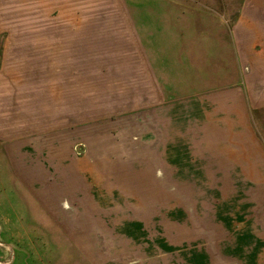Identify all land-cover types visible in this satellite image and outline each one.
Masks as SVG:
<instances>
[{
	"label": "crops",
	"instance_id": "1",
	"mask_svg": "<svg viewBox=\"0 0 264 264\" xmlns=\"http://www.w3.org/2000/svg\"><path fill=\"white\" fill-rule=\"evenodd\" d=\"M11 1L0 0L6 4L0 9V33H7L0 52V233L4 229L9 235V228H22L21 212L37 213L40 227L49 235L56 234L63 248L73 246L77 252L68 253L66 258L74 264L83 263L91 256L79 245L83 241L78 229L84 228V234L92 239L93 227H98L101 237L108 240L104 227H109V212L124 211L126 196L139 195L142 179H125V165L110 164V157L102 155L93 139L90 143H73L70 132H52L48 140L42 137L46 135L41 132L43 120L59 121L62 100L73 104L76 99L62 94L60 83L51 79L58 71L49 59L42 63L40 54L59 58L67 53L64 66L75 71L77 56L82 53H77L71 39L62 38L60 33L40 39L46 18L10 14ZM165 2L147 5L160 7L162 3L177 11L175 16L166 11L164 24L146 15L131 21L138 52L141 54V48L148 51V73L161 88L160 94L153 90L147 97L153 105L149 114V150L153 155L149 154V161L154 164L155 177L164 175L165 179H146L153 181L149 183L150 194H156L157 180L203 181L200 194L211 192L214 199L213 224L218 221L219 227L223 224L228 229V239H218L219 244H229L219 256L225 261L234 260L231 264H264V138L254 126L255 86L247 77L257 31L252 8L255 2L258 7L263 3ZM176 2L181 3L180 7L172 4ZM236 7H240L239 12L234 10ZM148 13L158 14L155 10ZM259 19L262 24L263 18ZM69 32L73 33L72 28ZM205 39L210 41L205 43ZM206 56L214 63L206 67L202 77L199 71ZM62 109L69 119H75L76 108L67 112L65 107ZM87 132L94 134L92 128ZM79 147L84 148L82 156L76 153ZM105 147H100L101 151ZM95 150L99 153L94 154ZM156 152L161 153L159 158ZM237 221L243 224L238 226ZM21 228L11 233L7 242L0 239V245L8 250L4 256L7 264L15 260V244L23 242L32 246V259L40 260L38 250L25 241ZM214 259L217 264H226ZM180 260L181 264H211L203 253L186 254Z\"/></svg>",
	"mask_w": 264,
	"mask_h": 264
},
{
	"label": "rangeland",
	"instance_id": "2",
	"mask_svg": "<svg viewBox=\"0 0 264 264\" xmlns=\"http://www.w3.org/2000/svg\"><path fill=\"white\" fill-rule=\"evenodd\" d=\"M152 1L164 3L171 0L11 1L10 14H26L27 17L35 14L46 18L45 26L42 27L44 31H40V39L58 36L60 33L59 36L62 38L71 39L77 53H82L77 56L75 71L64 66L65 59L68 58L67 53L59 58L56 55L40 54L42 63L45 59H49L52 63L51 67L55 66L52 68L58 71L51 79L54 78V81L60 83L62 94H70L76 99L73 104L62 100L59 121L43 120L44 127L41 128V132L46 135L42 137L48 140L51 137L48 134L52 132L61 134L70 132L71 140H75L73 143H90L93 139V145H97L102 155L110 157L108 159L110 164L116 162L120 166L125 165V179H142L139 181V195L126 196L125 210L109 212V227H104L107 234L103 232L108 240L101 237L98 227H93L92 239L84 234V228L78 229V236L83 241L79 245L83 246V250L86 249L91 256V260L78 264H181L180 259L184 255L199 253L208 255L211 264L216 263L214 258L225 261L218 253L224 251L229 244H219L218 239L223 236L228 239V229L223 224L219 227L218 221L213 224L214 199L211 192L210 195L205 196L200 194L203 181L157 180L156 194L151 195L149 183L153 181L146 180L165 179L164 175L162 178L155 177L154 164L149 161V154L153 155L149 150L151 125L149 114L153 105L147 97L152 95L153 90L160 94L161 88L148 73L150 60L148 51L144 52L141 48L142 55L138 52L131 21L134 18L141 20V16L146 15V18L152 19L153 22L164 24L166 19H163V14L166 11L173 13L174 16L178 15L174 8L170 9L162 3L158 4L160 7L149 8L147 5ZM235 1L239 3L241 0ZM259 1L263 3L262 7L255 5V2L252 8L254 19H257L255 24L257 31L252 41L253 61L250 63L252 69L247 73V77L255 86L252 111L254 126L264 138V103H262L264 89L261 88L264 80V62H262L264 40L257 39L259 36L264 37V25H262L264 0ZM172 4L178 7L181 5L180 2ZM5 5V2H1L0 9ZM23 6L27 9L26 13ZM154 10L158 13H154L157 15L156 19L154 15L148 13ZM234 10L239 12L240 7ZM259 18H263L262 24ZM71 28L73 33L69 32ZM6 34L0 33V52ZM209 41L205 39V43ZM81 58L84 60L82 63H80ZM206 58L199 71L202 77L207 68H211L214 63L209 56ZM63 107L66 112L73 107L76 108L75 119H69V114L64 113ZM41 118L44 117L41 115ZM57 122L60 123V127H57L59 126ZM84 127L87 128L86 132L83 131ZM89 128L93 129V135L87 132ZM49 142L43 143V146ZM104 146L106 147L101 151L100 147ZM99 150L93 153L97 154ZM76 153L82 156L84 148L79 147ZM155 154L157 157L161 156L159 152ZM122 157L124 161L120 160ZM159 162L160 165L163 164L162 160ZM107 163L105 161V164ZM157 170L161 169L156 168ZM20 215L22 228H19L25 235V241L32 242L34 249L38 250L40 260L32 259L34 254L32 246L23 242L22 245L15 244V260L11 261L12 264H74V260L66 258L68 253L73 255L75 251L73 246L71 245L73 249L69 247V250L63 248L56 234L49 235L46 229L40 227V217L37 213L34 216L30 211H25L24 215L22 212ZM237 222L235 224L238 226L243 224L242 221ZM19 228H9V235L3 229V234L7 237L0 233V239L7 242L11 233L20 232ZM133 233L135 237L132 236ZM231 246L239 247L233 244ZM0 251V264H7L8 260L5 257L8 250L0 245ZM12 256L9 252L8 257L12 259ZM225 262L231 264L235 261L227 259Z\"/></svg>",
	"mask_w": 264,
	"mask_h": 264
}]
</instances>
